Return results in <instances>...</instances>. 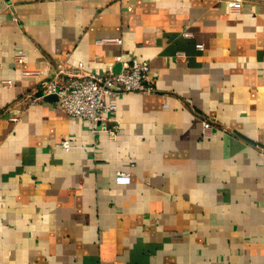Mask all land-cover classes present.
<instances>
[{
  "label": "crops",
  "instance_id": "0c3cea01",
  "mask_svg": "<svg viewBox=\"0 0 264 264\" xmlns=\"http://www.w3.org/2000/svg\"><path fill=\"white\" fill-rule=\"evenodd\" d=\"M117 56L115 138L25 97ZM0 264H264V0H0Z\"/></svg>",
  "mask_w": 264,
  "mask_h": 264
},
{
  "label": "built area",
  "instance_id": "2783aa9c",
  "mask_svg": "<svg viewBox=\"0 0 264 264\" xmlns=\"http://www.w3.org/2000/svg\"><path fill=\"white\" fill-rule=\"evenodd\" d=\"M243 0H223L230 9H239ZM17 20V17H14ZM185 35H188L185 33ZM113 41L121 42L119 39ZM24 56H17L18 62H23ZM115 62L119 64V71L113 67L107 68L104 74L86 72L82 64L76 68L59 63L52 75L41 83V96H25L33 101L41 100L49 95H56L57 102L64 112L88 122L91 132L97 134L107 131L115 138L120 134L119 126L112 127L116 122L117 105L108 103V98H117L127 93L152 94L156 92L154 79L150 75L148 61H138L136 58L124 60L117 56ZM10 83V82H9ZM15 120V118H13ZM111 126V127H110ZM214 124L210 120H203L204 135H211ZM61 147L69 150V140H63ZM116 184H130L131 175L118 171L115 176Z\"/></svg>",
  "mask_w": 264,
  "mask_h": 264
},
{
  "label": "water",
  "instance_id": "95a60500",
  "mask_svg": "<svg viewBox=\"0 0 264 264\" xmlns=\"http://www.w3.org/2000/svg\"><path fill=\"white\" fill-rule=\"evenodd\" d=\"M46 100H54L57 99L56 95H49L45 97Z\"/></svg>",
  "mask_w": 264,
  "mask_h": 264
}]
</instances>
